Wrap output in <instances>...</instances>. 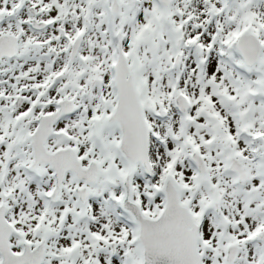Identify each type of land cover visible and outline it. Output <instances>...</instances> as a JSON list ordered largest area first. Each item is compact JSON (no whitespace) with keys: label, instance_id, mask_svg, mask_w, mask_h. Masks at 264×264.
Returning a JSON list of instances; mask_svg holds the SVG:
<instances>
[{"label":"snow or ice","instance_id":"1","mask_svg":"<svg viewBox=\"0 0 264 264\" xmlns=\"http://www.w3.org/2000/svg\"><path fill=\"white\" fill-rule=\"evenodd\" d=\"M0 264H264V0H0Z\"/></svg>","mask_w":264,"mask_h":264}]
</instances>
